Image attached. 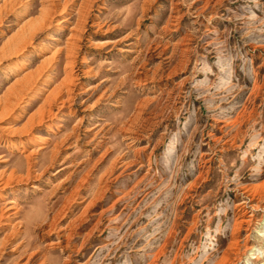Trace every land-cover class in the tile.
<instances>
[{
	"label": "rangeland",
	"instance_id": "374dc122",
	"mask_svg": "<svg viewBox=\"0 0 264 264\" xmlns=\"http://www.w3.org/2000/svg\"><path fill=\"white\" fill-rule=\"evenodd\" d=\"M0 264H264V0H0Z\"/></svg>",
	"mask_w": 264,
	"mask_h": 264
},
{
	"label": "bare ground",
	"instance_id": "6f19581e",
	"mask_svg": "<svg viewBox=\"0 0 264 264\" xmlns=\"http://www.w3.org/2000/svg\"><path fill=\"white\" fill-rule=\"evenodd\" d=\"M42 143V142H41ZM28 167V166H27Z\"/></svg>",
	"mask_w": 264,
	"mask_h": 264
}]
</instances>
